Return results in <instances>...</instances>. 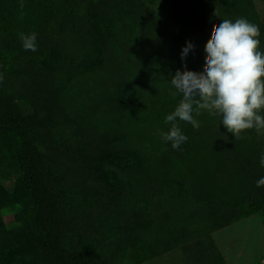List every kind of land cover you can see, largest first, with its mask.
Returning <instances> with one entry per match:
<instances>
[{"label": "rangeland", "instance_id": "obj_1", "mask_svg": "<svg viewBox=\"0 0 264 264\" xmlns=\"http://www.w3.org/2000/svg\"><path fill=\"white\" fill-rule=\"evenodd\" d=\"M239 18L264 52V0H0V64L39 115L61 247L107 264H264V131L236 140L204 110L199 129L177 118L178 150L162 137L183 95L171 77L202 72L214 25ZM32 32L35 52L19 38ZM19 151L0 133V264H50Z\"/></svg>", "mask_w": 264, "mask_h": 264}, {"label": "clouds", "instance_id": "obj_2", "mask_svg": "<svg viewBox=\"0 0 264 264\" xmlns=\"http://www.w3.org/2000/svg\"><path fill=\"white\" fill-rule=\"evenodd\" d=\"M20 7H24L22 2ZM260 35L259 26L246 18L235 22L223 20L214 25L205 45L204 70L182 72L178 69L171 77L176 91L169 94L173 97L183 94L175 110L165 117V124L171 127L162 137L165 142H171L173 149L178 150L188 140L177 118L199 129L201 124L196 117L204 110L210 115H222L223 125L234 133L236 140L244 138L245 130L264 131V115L258 114L264 109V52L258 50L261 42L257 38ZM19 38L24 50L37 51V33H20ZM193 48L187 42L181 53L182 60ZM2 81L3 75H0ZM260 163L264 166V155ZM256 183L257 187L264 186V178Z\"/></svg>", "mask_w": 264, "mask_h": 264}, {"label": "trees", "instance_id": "obj_3", "mask_svg": "<svg viewBox=\"0 0 264 264\" xmlns=\"http://www.w3.org/2000/svg\"><path fill=\"white\" fill-rule=\"evenodd\" d=\"M175 20L187 29L194 28L190 17H177ZM0 75H3L0 82V133L13 131L20 140L18 169L26 193L34 204L45 260L50 264H107L60 246L61 218L56 206V194L50 188L44 172L43 150L38 136L39 115L21 105L16 95L9 91L1 64Z\"/></svg>", "mask_w": 264, "mask_h": 264}]
</instances>
